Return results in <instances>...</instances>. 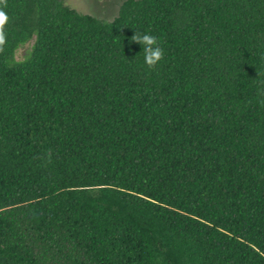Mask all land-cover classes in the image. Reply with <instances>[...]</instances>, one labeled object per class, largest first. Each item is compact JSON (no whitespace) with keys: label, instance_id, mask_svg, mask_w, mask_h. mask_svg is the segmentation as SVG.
I'll return each instance as SVG.
<instances>
[{"label":"trees","instance_id":"1","mask_svg":"<svg viewBox=\"0 0 264 264\" xmlns=\"http://www.w3.org/2000/svg\"><path fill=\"white\" fill-rule=\"evenodd\" d=\"M0 12V264H264V0Z\"/></svg>","mask_w":264,"mask_h":264},{"label":"rangeland","instance_id":"2","mask_svg":"<svg viewBox=\"0 0 264 264\" xmlns=\"http://www.w3.org/2000/svg\"><path fill=\"white\" fill-rule=\"evenodd\" d=\"M122 0H65V3L80 13H87L101 20H112ZM28 45L21 46L16 57L21 59Z\"/></svg>","mask_w":264,"mask_h":264},{"label":"clouds","instance_id":"3","mask_svg":"<svg viewBox=\"0 0 264 264\" xmlns=\"http://www.w3.org/2000/svg\"><path fill=\"white\" fill-rule=\"evenodd\" d=\"M7 20L4 12H0V24ZM134 42L145 46V62L152 66L156 64L163 56V50L157 44V38L151 35H137ZM4 43V33L0 30V44Z\"/></svg>","mask_w":264,"mask_h":264}]
</instances>
